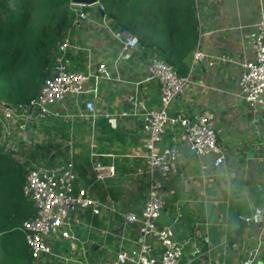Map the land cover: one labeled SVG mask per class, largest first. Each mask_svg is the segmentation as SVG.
<instances>
[{
    "label": "crops",
    "instance_id": "1",
    "mask_svg": "<svg viewBox=\"0 0 264 264\" xmlns=\"http://www.w3.org/2000/svg\"><path fill=\"white\" fill-rule=\"evenodd\" d=\"M197 10L198 42L187 58L190 85L185 96L171 103L169 112L209 118L225 160L216 167L212 155L190 153L181 128L167 127L163 144H176L182 155L177 172L163 181L166 204L159 222L163 227L172 226L174 239L187 244L183 250L185 264H240L243 253L255 245H259L264 260V226H247L241 221L255 207L264 210V122L260 109L248 106L238 88L239 63L253 57L255 23L264 16V0H197ZM86 12L84 24L68 30L73 34V46L68 50L70 68L85 71L88 63L105 61L112 75H118L120 80H103L97 87L95 133L89 120L75 117L80 125V131L71 132L73 137L75 133L79 135L76 143L72 141V145L76 144V188L89 189L100 201L119 211H140L147 190L144 133L140 129L143 109H135L129 96L135 94L144 108L159 106V84L154 79L143 80L153 53L143 54L138 46L131 58L115 70L112 60L117 41L105 29L111 28V18L97 6ZM195 50L205 54L204 61H193ZM222 55L232 61L216 60ZM209 60H214L213 64ZM61 104L66 108L72 103L67 100ZM101 118L108 120L112 132L102 131ZM68 150L66 146L45 156L40 154L36 162L46 167L48 163L65 161ZM93 152L99 153L98 160L115 167V175L104 184L93 183ZM91 223L92 229L81 227L76 231L78 242L72 248V264H82V252L88 264L91 252L98 264H116L115 254L121 243L127 248L135 247L133 231L119 235L127 228L120 227L117 215L105 209ZM56 242L59 240L51 242L53 251L58 256L65 255L66 246L57 247L61 245ZM195 243L200 249L198 254H193L191 245Z\"/></svg>",
    "mask_w": 264,
    "mask_h": 264
},
{
    "label": "built area",
    "instance_id": "2",
    "mask_svg": "<svg viewBox=\"0 0 264 264\" xmlns=\"http://www.w3.org/2000/svg\"><path fill=\"white\" fill-rule=\"evenodd\" d=\"M90 6H97L100 11L104 10V5L99 0L91 5L71 2V10L74 13L73 27L79 29L84 24L87 18L86 11ZM105 29L117 41V53L112 60V66L117 70L123 62L131 58L139 46V40L121 29L113 30L108 27ZM71 44L67 32L58 47L51 74L44 79L37 98L30 102L29 111L21 112L20 116H28L27 118L31 119L35 114L44 119L63 118L66 122H72L79 116L89 120L94 130L96 118L94 97L97 87L103 80L120 78L118 75L116 77L112 75L105 61L88 63L85 71L70 68L67 51ZM252 45V59H244L239 63L238 88L248 106L260 109L264 122V16L255 23ZM205 57L202 51L195 50L193 53V61H204ZM216 60L232 61L223 55L216 57ZM213 62L214 60H209L208 63ZM146 73L144 81L154 79L159 84V106L144 108L135 94L129 96L135 109L139 107L143 109L140 129L144 133L147 174L143 206L140 211L132 209L119 211L113 205L100 201L89 192V189L76 188L77 171L71 137L68 158L65 161L55 162L46 167L35 162L26 169L22 192L33 203L36 214L34 218L23 222L19 230L25 236L33 264H50L52 261L72 264V248L78 242L77 229L81 227L92 229V218L100 215L105 209L119 217L120 227L127 228V231L119 234L120 236L129 230L135 235L132 241L135 243L134 248L120 244L115 254L116 264H185L183 250L187 244L174 239L175 232L172 226L163 227L159 222L166 204L163 181L177 172L178 159L182 155L181 148L176 144H163V136L167 127H180L189 152L197 156L212 155L216 167L223 163L225 154L217 140L214 123L209 118L204 115L190 116L169 112L171 103L185 96L190 85L189 76L178 75L171 65L155 53L148 58ZM67 100L72 104L65 108L61 103ZM56 105L65 112H61ZM90 147H93V143ZM97 156H99L97 152L91 154L93 183L104 184L115 175V167L113 164H104L96 158ZM241 221L247 226H264V210L255 207L251 214L242 217ZM54 239L66 243L65 255L58 256L53 251L51 242ZM191 246L193 254L200 253L196 243ZM57 247L61 246L58 244ZM68 253L71 256H68ZM82 258L81 263L88 264L84 261L87 259L84 252ZM240 264H264L259 245L246 250Z\"/></svg>",
    "mask_w": 264,
    "mask_h": 264
},
{
    "label": "trees",
    "instance_id": "3",
    "mask_svg": "<svg viewBox=\"0 0 264 264\" xmlns=\"http://www.w3.org/2000/svg\"><path fill=\"white\" fill-rule=\"evenodd\" d=\"M99 1L111 18V29L129 32L139 40L143 54L155 53L178 75L187 74V58L198 42L197 0ZM73 18L71 0H0V101L23 113L29 111L30 102L37 98L44 79L51 74L58 47L73 27ZM40 119L41 123L53 122L57 127L41 124L47 142L26 152L25 163L29 166L40 154L47 155L73 137L71 132L75 131L70 122L61 118ZM99 124L102 131L112 132L106 118H101ZM53 137L59 142L54 143ZM12 157L0 145V264H33L19 228L34 218L36 211L22 192L26 170ZM64 157L67 159L68 153ZM74 160L77 169L76 157ZM91 253L88 261L98 264Z\"/></svg>",
    "mask_w": 264,
    "mask_h": 264
},
{
    "label": "rangeland",
    "instance_id": "4",
    "mask_svg": "<svg viewBox=\"0 0 264 264\" xmlns=\"http://www.w3.org/2000/svg\"><path fill=\"white\" fill-rule=\"evenodd\" d=\"M93 8L94 6H90L87 8V10ZM68 34L69 37H71L70 38L71 41V39H73V34L72 33L70 34V32H68ZM79 61L80 62L82 61V58L80 56H79ZM20 113L21 111L16 107L6 105L2 101H0V145L4 149L10 151L13 156L12 158H14V160H16L21 165H23V167L26 170V168L30 167L25 163L26 155H27L26 152H28V150H32L37 146L45 145L47 142V138H48L47 133L44 130H42L44 128H42L41 124H43V126L49 125V127L51 126L57 127V126L53 122H48V124L41 123V119L35 116V114H33L34 115L33 118L29 119L27 118L28 116L21 117ZM52 121H56V119H53ZM70 123H71L70 125L74 126L75 132L80 131V125L76 119H73V121ZM83 125L84 124L81 125V128ZM51 132L52 134H54L53 130H51ZM68 137H70V133ZM78 137L79 135L75 133V136L72 139V141L76 143L78 140L75 138ZM68 139L65 140L61 146H56L54 150H52V152L50 153L56 152L57 150L61 151L64 148H66L65 146H67V148L69 147L70 149V144H69L70 139L69 140ZM53 140L54 143L59 142L58 138L53 137ZM80 140H82V138H79V142ZM74 146H76V144L73 145V150H74ZM56 243H60L61 247L66 246L65 242H56Z\"/></svg>",
    "mask_w": 264,
    "mask_h": 264
},
{
    "label": "water",
    "instance_id": "5",
    "mask_svg": "<svg viewBox=\"0 0 264 264\" xmlns=\"http://www.w3.org/2000/svg\"><path fill=\"white\" fill-rule=\"evenodd\" d=\"M97 0H71L72 3L76 4H94Z\"/></svg>",
    "mask_w": 264,
    "mask_h": 264
}]
</instances>
